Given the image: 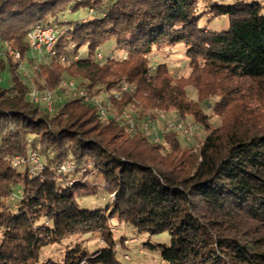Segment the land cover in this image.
<instances>
[{
	"label": "trees",
	"instance_id": "16d2710c",
	"mask_svg": "<svg viewBox=\"0 0 264 264\" xmlns=\"http://www.w3.org/2000/svg\"><path fill=\"white\" fill-rule=\"evenodd\" d=\"M203 18H226L228 29L203 28ZM35 26L52 29L56 44L27 80L0 55V264H51L45 248L90 234L104 245L92 255L67 245L59 264H119L115 246L126 237H113V221L150 239L168 234V247L141 244L161 264H264V114L235 112L264 94V2L0 0V45L13 43L29 67ZM177 46L189 77L174 79L164 63L152 71L149 57ZM65 75L93 97L107 95L116 113L131 112L135 132L79 99L55 102L52 113L33 102V89L63 95ZM158 113L207 135L196 149L174 131L155 143L139 126Z\"/></svg>",
	"mask_w": 264,
	"mask_h": 264
},
{
	"label": "rangeland",
	"instance_id": "374dc122",
	"mask_svg": "<svg viewBox=\"0 0 264 264\" xmlns=\"http://www.w3.org/2000/svg\"><path fill=\"white\" fill-rule=\"evenodd\" d=\"M225 1H228L229 3L232 2V0H225ZM256 1H259L261 3L264 2V0H256ZM202 8L203 6H201V9ZM200 24L201 26H203V28H207L211 31H218V32L227 30L229 25L228 20L226 18L219 20H211L209 22L205 18H203L200 21ZM12 44L13 43L11 42L10 43L6 42L3 44V46L0 45V55H4L5 57H8L13 65L18 66V68L20 69L19 72L21 76L27 80L28 77L32 75L31 72L32 70L34 71L36 64L44 63L45 61L44 56L47 54H38L36 52L33 54L30 53L29 57L34 59L35 64H32L29 67L21 60V56L19 60L13 57L12 53L13 52L16 53L18 51L14 49V46ZM84 53L85 51L82 50L81 55H83ZM105 54H108V52H106ZM162 63L166 65L170 75L176 80L187 79L190 75L189 62L186 56L184 55V48L182 46H177L176 48L164 49L160 53L158 54L154 53L152 56L149 57L148 65L149 67L152 68V71L156 68V66ZM65 76H66L65 80H73L75 82L78 81L76 80V78L68 77L67 75ZM6 79L7 76L4 75L1 78L0 83H3L4 85ZM127 89H128L127 91H130L133 88L127 86ZM186 92L188 99L194 102L197 101L198 98L197 91L194 88L188 86L186 87ZM258 96L259 97L251 96L248 102L242 105L243 109H240V107L237 106L235 112H239L245 109L247 110V112L252 114H258V113L260 114L261 112L264 114V94ZM66 98L68 97L61 96L60 98L59 97L55 98V102L62 103ZM206 98L207 101L202 104V107H204V104H207V106L210 107L211 105L219 101L218 94L207 96ZM245 104L247 105L244 107ZM209 113L213 114L210 108H209ZM167 119L169 121H174L175 119L174 114L167 116ZM220 125H221V121L215 115H213L210 119L211 128H216ZM184 126H185V130H184L185 132L182 131L175 134L176 137L181 142L182 147L196 149L198 146H200V144L206 137L207 132L202 128V126L192 123L191 120H188L187 124ZM155 127H156V133L159 137L160 132L164 131L162 123L160 121L159 122L156 121ZM29 162L32 165H34L35 168L37 169L41 167V161L34 153L30 155ZM14 165L15 166L21 165V159L15 158ZM98 202L99 201L96 199H91V200L85 199L82 201V203H85L88 206L89 205L95 206ZM101 202L102 200H100V203ZM110 228L112 231V235L115 239L118 240L122 236L126 237L122 243H118L115 246L118 250L115 253L114 258L115 261H117L119 264H161L159 251L157 249L149 251L145 249L141 244L149 242V244L154 246L164 245L168 247L170 244V238L168 234L164 233L150 239L147 236L136 235L130 227H127L125 225H120L115 221L111 222ZM75 244L82 245L84 248H86V250L90 255L94 254L100 248L99 245H104L103 241L99 239L97 234L84 235L79 237L77 240L75 239V241L72 240L70 243L66 242L61 244H53L45 248L42 252V261L45 260L46 262V260H51L52 261L51 264L61 263V259L63 255L62 253L65 251L66 246L75 245ZM126 258H128V260Z\"/></svg>",
	"mask_w": 264,
	"mask_h": 264
},
{
	"label": "built area",
	"instance_id": "2783aa9c",
	"mask_svg": "<svg viewBox=\"0 0 264 264\" xmlns=\"http://www.w3.org/2000/svg\"><path fill=\"white\" fill-rule=\"evenodd\" d=\"M7 1V0H3ZM56 44V37L50 28H43L41 26L33 27L27 34V46L31 54H54V47ZM13 57L19 60L20 55L18 52L12 53ZM98 60H101V56L97 57ZM65 62L64 60H62ZM60 89L64 91L63 95L56 96L54 93H44L41 94L36 90L31 91V98L34 103L40 104L43 108L52 113L54 111V102L55 98H60L61 96L68 97L71 99H79L84 104H93L97 111L99 118L103 121L109 119H115L116 121L123 122L126 124L127 129L130 133H134L136 130V121L133 114L127 110L122 111L121 113H116L111 109V101L107 95L102 97H93L90 95L86 89L80 87L77 82L73 80H64L60 85ZM122 90L127 91V85H122ZM167 116L163 113L157 114V121L162 123L163 132L174 131L176 134L179 132H185V126L182 123H176L174 121H169ZM140 129L146 134L152 135L153 142H159V137L156 133V127L153 123L144 122L140 126ZM71 169V165H65L59 168V171H67ZM85 264V263H82Z\"/></svg>",
	"mask_w": 264,
	"mask_h": 264
}]
</instances>
